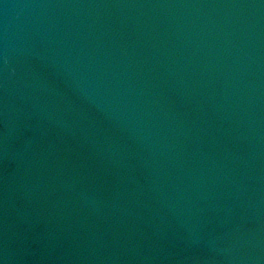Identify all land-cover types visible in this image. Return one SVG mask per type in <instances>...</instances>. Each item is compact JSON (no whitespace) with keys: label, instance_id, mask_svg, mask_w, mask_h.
Here are the masks:
<instances>
[{"label":"water","instance_id":"water-1","mask_svg":"<svg viewBox=\"0 0 264 264\" xmlns=\"http://www.w3.org/2000/svg\"><path fill=\"white\" fill-rule=\"evenodd\" d=\"M0 264H264V0H0Z\"/></svg>","mask_w":264,"mask_h":264}]
</instances>
